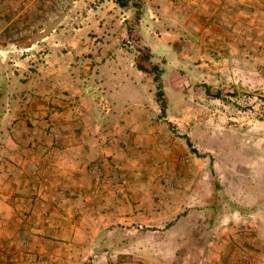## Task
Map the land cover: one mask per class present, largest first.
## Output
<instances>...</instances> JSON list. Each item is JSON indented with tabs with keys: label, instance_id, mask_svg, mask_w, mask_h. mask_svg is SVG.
<instances>
[{
	"label": "rangeland",
	"instance_id": "374dc122",
	"mask_svg": "<svg viewBox=\"0 0 264 264\" xmlns=\"http://www.w3.org/2000/svg\"><path fill=\"white\" fill-rule=\"evenodd\" d=\"M142 1L0 0V264H264V0Z\"/></svg>",
	"mask_w": 264,
	"mask_h": 264
},
{
	"label": "trees",
	"instance_id": "16d2710c",
	"mask_svg": "<svg viewBox=\"0 0 264 264\" xmlns=\"http://www.w3.org/2000/svg\"><path fill=\"white\" fill-rule=\"evenodd\" d=\"M116 2L121 8L124 9H130V8H135L137 11V19H139L140 13L143 8V1L142 0H113ZM129 36L130 37H135L137 39V49L139 51V54L137 55L135 59V64L136 67L153 77L154 82L157 84V92H156V98L158 103L160 104L161 111L163 115L166 114L167 111V106H168V98L165 94L164 90V84H163V73L164 69L160 66V64L155 63L152 58V52L150 48L143 44L139 37L136 35L134 32V29L130 27L129 29ZM208 90H210V87H208ZM221 92L219 91L218 94ZM216 96H221V95H216ZM188 143L191 144V142L188 140Z\"/></svg>",
	"mask_w": 264,
	"mask_h": 264
}]
</instances>
